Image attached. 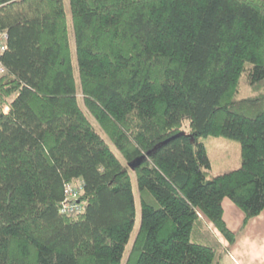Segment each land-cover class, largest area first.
Wrapping results in <instances>:
<instances>
[{"label":"trees","instance_id":"obj_1","mask_svg":"<svg viewBox=\"0 0 264 264\" xmlns=\"http://www.w3.org/2000/svg\"><path fill=\"white\" fill-rule=\"evenodd\" d=\"M0 27V264H122L132 171L124 264H220L202 214L233 244L264 210V0H0Z\"/></svg>","mask_w":264,"mask_h":264},{"label":"rangeland","instance_id":"obj_2","mask_svg":"<svg viewBox=\"0 0 264 264\" xmlns=\"http://www.w3.org/2000/svg\"><path fill=\"white\" fill-rule=\"evenodd\" d=\"M65 5L67 10L70 12V0H65ZM71 47L73 53V64L75 69V76L77 78L78 85L80 84V77H79V68H78V60L76 55V42L74 33L71 32ZM249 93V85L246 82L245 76L241 77L240 80V87L239 92L237 93L238 97L246 96ZM80 101L85 109H87L83 104L82 96L80 95ZM7 109V104H5ZM90 115V114H89ZM92 118V117H91ZM186 131L189 130L188 126L183 127ZM98 130L101 134L105 137V139L110 143L111 147L115 150L120 158L123 159V155L119 150L116 149L115 145L111 142L109 137L98 127ZM200 140L204 141L209 155L212 161V173L213 174H220L235 168H238L241 165L242 155H241V143L239 140L234 138H229L226 136H202ZM124 160V159H123ZM132 180H133V187L135 190L136 195V206H137V213H136V221L134 229L131 233V237L129 242L126 245L125 254L123 258V263L128 256L132 243L136 237L138 229L141 224V201L139 195V186L137 181V176L134 171H132ZM223 262L225 264H232L229 258V251H223Z\"/></svg>","mask_w":264,"mask_h":264},{"label":"crops","instance_id":"obj_3","mask_svg":"<svg viewBox=\"0 0 264 264\" xmlns=\"http://www.w3.org/2000/svg\"><path fill=\"white\" fill-rule=\"evenodd\" d=\"M223 208L227 225L233 231H239L244 218L242 209L228 197L223 199ZM202 215L225 251H229L232 264H264V210L248 222L233 244L229 243L212 221ZM220 264H225L223 256Z\"/></svg>","mask_w":264,"mask_h":264},{"label":"built area","instance_id":"obj_4","mask_svg":"<svg viewBox=\"0 0 264 264\" xmlns=\"http://www.w3.org/2000/svg\"><path fill=\"white\" fill-rule=\"evenodd\" d=\"M8 37L9 36L7 30L0 27V74L6 73L7 71L1 57L7 49ZM69 186H71V184ZM64 210H68L69 213H73L75 211L74 207L71 205V202L69 203L67 208H64Z\"/></svg>","mask_w":264,"mask_h":264}]
</instances>
